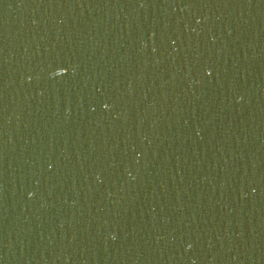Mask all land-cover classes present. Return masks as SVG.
<instances>
[{
	"label": "water",
	"instance_id": "95a60500",
	"mask_svg": "<svg viewBox=\"0 0 264 264\" xmlns=\"http://www.w3.org/2000/svg\"><path fill=\"white\" fill-rule=\"evenodd\" d=\"M0 264H264V0H0Z\"/></svg>",
	"mask_w": 264,
	"mask_h": 264
}]
</instances>
